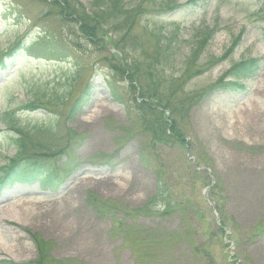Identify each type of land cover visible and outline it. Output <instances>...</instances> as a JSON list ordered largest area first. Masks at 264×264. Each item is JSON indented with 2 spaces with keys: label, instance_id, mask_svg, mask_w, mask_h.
<instances>
[{
  "label": "rangeland",
  "instance_id": "1",
  "mask_svg": "<svg viewBox=\"0 0 264 264\" xmlns=\"http://www.w3.org/2000/svg\"><path fill=\"white\" fill-rule=\"evenodd\" d=\"M76 1L91 7V0ZM125 2L141 6L130 33L141 47L128 51L129 61L153 53L150 31L159 30L164 45L176 35L168 75L179 77L202 33L215 31L197 58L194 72L203 73L184 84L185 93L212 86L245 60L263 59L262 69L243 80L239 92L217 93L193 107L184 130L189 148L158 144L154 152L146 150L165 167L186 211L120 217L118 227L87 205L88 193L138 209L157 184L141 160L146 135L110 91L114 86L133 107L124 79L115 76L107 50L75 34L56 8L38 0H0V58L8 65L0 66V168L16 154L10 142L17 129L54 127L50 145L61 152L68 147L56 159L67 175L57 191L18 184L0 195V264L35 263V235L51 244L45 264H264V239L251 238L264 220V0ZM161 2L177 9L169 13ZM41 35L56 37L69 52L61 59L21 52ZM54 94L68 97L63 107L24 108Z\"/></svg>",
  "mask_w": 264,
  "mask_h": 264
},
{
  "label": "trees",
  "instance_id": "2",
  "mask_svg": "<svg viewBox=\"0 0 264 264\" xmlns=\"http://www.w3.org/2000/svg\"><path fill=\"white\" fill-rule=\"evenodd\" d=\"M38 1L56 8L63 21L77 28L75 34L78 33L82 37L88 38L99 49L107 50L110 55L108 63L115 76L124 79V83L133 97V107L127 104L112 85H110L111 94L115 100L124 104L132 126L139 124L141 133L147 137V143L141 151V160L147 168L154 172L157 184L154 193L146 200L145 204L138 209H129L89 192L86 198L87 205L98 216L112 219L118 227L123 224L120 217H160L186 211L185 202L178 198L165 167L159 162V164H155L146 155V150L154 152L158 144H177L189 148L184 130L193 107L200 105L214 94L239 92L244 89L241 82L258 75L262 69L263 59H249L236 63L212 86L200 91L185 93L184 84L196 75L203 73L201 69L194 72L197 58L209 45L215 31L202 33V39L193 55L187 60L182 74L175 77L167 74V68H170L172 64L170 50L176 39L175 34L168 40V44L164 45L162 43L165 37L161 32L159 30L150 31L149 36L154 44L153 53L149 56L141 53V58L128 60V51L133 53L141 47L138 39L130 36L137 23V18L141 16L139 4L128 6L125 0H91V7L87 10L76 0ZM160 7L166 8L169 13L177 9L176 5L168 2H161ZM120 34L121 37L117 40L111 37ZM20 45L18 43L16 47L19 48ZM31 46L28 48V46L22 45V50L52 59H61L69 52L68 48L63 47L56 37L51 39L41 35L37 42L32 41ZM116 53L122 54V61L119 54ZM8 55L10 56L12 53ZM225 58H213L210 62L219 64ZM4 62L5 58L2 57L0 64L8 68ZM67 99L68 97L63 95L54 94L49 99L36 98L34 102L24 108L30 111L60 108L63 107ZM82 100L75 103L72 113L81 106ZM54 132L55 128L51 126H40L33 130H16V134L11 137L10 142L11 146L15 147L16 154L0 168V195L17 184H39L41 187L55 192L66 182L67 175L57 165L56 159L68 147L62 148L61 152L50 145V138ZM69 172L72 171L69 170ZM197 214L198 212L195 215ZM251 238L264 239V220L257 224ZM33 239L39 253L38 260L33 264H45L49 258L48 250L51 244L39 238L38 235L33 236ZM3 264L15 263L4 262Z\"/></svg>",
  "mask_w": 264,
  "mask_h": 264
},
{
  "label": "bare ground",
  "instance_id": "3",
  "mask_svg": "<svg viewBox=\"0 0 264 264\" xmlns=\"http://www.w3.org/2000/svg\"><path fill=\"white\" fill-rule=\"evenodd\" d=\"M11 220L19 222V220L15 219L13 216H10Z\"/></svg>",
  "mask_w": 264,
  "mask_h": 264
}]
</instances>
